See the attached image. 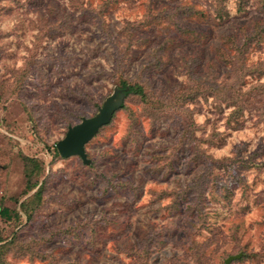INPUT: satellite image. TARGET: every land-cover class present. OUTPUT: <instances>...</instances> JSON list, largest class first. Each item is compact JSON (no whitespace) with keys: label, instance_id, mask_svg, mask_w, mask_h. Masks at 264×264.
I'll list each match as a JSON object with an SVG mask.
<instances>
[{"label":"rangeland","instance_id":"rangeland-1","mask_svg":"<svg viewBox=\"0 0 264 264\" xmlns=\"http://www.w3.org/2000/svg\"><path fill=\"white\" fill-rule=\"evenodd\" d=\"M3 207L0 264H264V0H0Z\"/></svg>","mask_w":264,"mask_h":264},{"label":"water","instance_id":"water-1","mask_svg":"<svg viewBox=\"0 0 264 264\" xmlns=\"http://www.w3.org/2000/svg\"><path fill=\"white\" fill-rule=\"evenodd\" d=\"M125 98V91L115 87L98 107V111L91 116H83L81 119L69 125L64 136L56 143L58 153L63 157L78 156L83 163H89L85 152V144L96 134L98 129L107 124L113 113L120 108ZM240 253L229 255L225 263L238 258Z\"/></svg>","mask_w":264,"mask_h":264},{"label":"trees","instance_id":"trees-1","mask_svg":"<svg viewBox=\"0 0 264 264\" xmlns=\"http://www.w3.org/2000/svg\"><path fill=\"white\" fill-rule=\"evenodd\" d=\"M123 90L125 91V96L126 94L130 92H137V93H142V89L139 85H128L126 82H122ZM121 107V106H120ZM102 127V126H101ZM7 208L3 207L0 209V215L1 216H6L7 215Z\"/></svg>","mask_w":264,"mask_h":264}]
</instances>
